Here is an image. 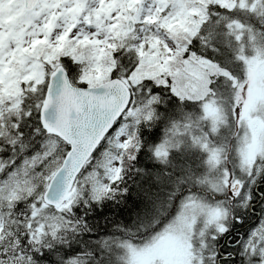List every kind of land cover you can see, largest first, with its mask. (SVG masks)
Returning <instances> with one entry per match:
<instances>
[{
  "label": "snow or ice",
  "instance_id": "1",
  "mask_svg": "<svg viewBox=\"0 0 264 264\" xmlns=\"http://www.w3.org/2000/svg\"><path fill=\"white\" fill-rule=\"evenodd\" d=\"M0 264H264V0H0Z\"/></svg>",
  "mask_w": 264,
  "mask_h": 264
},
{
  "label": "trees",
  "instance_id": "2",
  "mask_svg": "<svg viewBox=\"0 0 264 264\" xmlns=\"http://www.w3.org/2000/svg\"><path fill=\"white\" fill-rule=\"evenodd\" d=\"M70 63V62H69ZM73 68L76 66L73 65ZM170 103V101L168 102ZM138 179V177L131 176H125V181L129 185H134V181ZM135 192L134 186L131 188L129 195L125 201V204L119 207H113L111 202L108 204L102 206L101 209H97L95 212H93L87 219H89L92 222V225L94 228L98 229V232H93L89 234V241L93 242L96 239L99 238L100 235L105 234L109 228L112 227L111 224H105L103 222L104 216H112L114 218V222H121L123 224H130L132 222V219L134 218L135 214L139 213L141 211V201H139L133 193ZM78 214H80L78 212ZM250 223L252 225H255L258 223V221L253 218ZM234 235L238 234L234 231ZM113 259H115V255L113 256Z\"/></svg>",
  "mask_w": 264,
  "mask_h": 264
}]
</instances>
